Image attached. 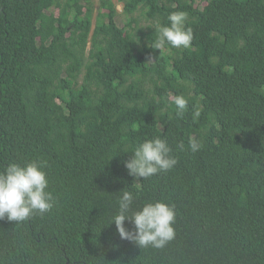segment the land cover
Here are the masks:
<instances>
[{
	"label": "trees",
	"instance_id": "trees-1",
	"mask_svg": "<svg viewBox=\"0 0 264 264\" xmlns=\"http://www.w3.org/2000/svg\"><path fill=\"white\" fill-rule=\"evenodd\" d=\"M121 1L143 17L120 26L106 1L94 25L80 0H0V171L44 161L55 198L0 219V264H264V0ZM175 11L191 46L155 49ZM154 137L177 164L137 180L125 162ZM124 190L133 211L175 206L165 247L121 239Z\"/></svg>",
	"mask_w": 264,
	"mask_h": 264
},
{
	"label": "clouds",
	"instance_id": "clouds-1",
	"mask_svg": "<svg viewBox=\"0 0 264 264\" xmlns=\"http://www.w3.org/2000/svg\"><path fill=\"white\" fill-rule=\"evenodd\" d=\"M188 14L175 11L168 15V25L157 28L158 36L154 48L160 50L165 44L173 48H189L194 39L191 28L185 24ZM172 102L176 106V115L184 116L188 100L183 95H176ZM200 110L193 112V119L200 116ZM192 151H197L200 144L190 141ZM166 139L154 137L146 139L134 150L131 158L125 162L129 175L137 178H149L160 172L171 170L177 159ZM46 162L31 160L26 164L10 163L0 171V219L5 217L16 223L28 220L36 213L43 215L55 206V198L48 191L49 180L45 171ZM134 195L124 190L118 198V213L112 218L121 239L134 241L140 248H163L175 238V206L163 201L145 202L138 210H132ZM128 220L133 230L125 227Z\"/></svg>",
	"mask_w": 264,
	"mask_h": 264
},
{
	"label": "rangeland",
	"instance_id": "rangeland-1",
	"mask_svg": "<svg viewBox=\"0 0 264 264\" xmlns=\"http://www.w3.org/2000/svg\"><path fill=\"white\" fill-rule=\"evenodd\" d=\"M106 1L114 2L115 5L117 6V8L119 9L120 13L116 16V21L118 22V24L120 26H124L132 15L135 17H140V18L143 17V15L141 14L140 11H138L132 15L127 13V12H130V10H125V2L121 1V0H90L89 2H88V0H80L79 3L81 5V7L85 8V9L87 7L91 8V10H92V21H93V24L95 25L96 21H97L98 14L100 12V9L104 7L103 4ZM125 11H126V13H125ZM55 12L58 13V10H55ZM82 13H84L83 10H82Z\"/></svg>",
	"mask_w": 264,
	"mask_h": 264
}]
</instances>
